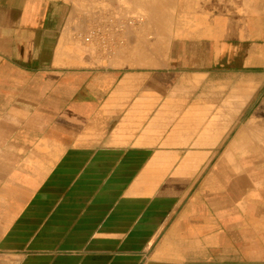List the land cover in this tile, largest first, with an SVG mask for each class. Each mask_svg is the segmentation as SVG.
I'll return each mask as SVG.
<instances>
[{
	"label": "crops",
	"instance_id": "crops-1",
	"mask_svg": "<svg viewBox=\"0 0 264 264\" xmlns=\"http://www.w3.org/2000/svg\"><path fill=\"white\" fill-rule=\"evenodd\" d=\"M263 125L264 0H0V264H264Z\"/></svg>",
	"mask_w": 264,
	"mask_h": 264
},
{
	"label": "rangeland",
	"instance_id": "rangeland-1",
	"mask_svg": "<svg viewBox=\"0 0 264 264\" xmlns=\"http://www.w3.org/2000/svg\"><path fill=\"white\" fill-rule=\"evenodd\" d=\"M110 13V14H109ZM100 14V12L99 13H96V12H90V13H88L87 14V19H89V21H92V20H95V19H99L100 21L102 20V23L103 22H105L107 19H109V18H116V19H120V20H125V21H133V22H135L136 24H135V26L134 27H130L131 29L132 28H136V27H138V26H140V25H142L144 22H145V17L144 16H142L143 14H135V15H129V16H126V15H124V14H120V13H116V12H113V11H111V10H105V11H102V15L100 16V17H98V15ZM95 24H91V26H89L88 27V31H87V35H89V33H90V31L93 29V28H95V26H94ZM130 28H128V29H130ZM83 42V44H84V46L86 47V48H90L91 50H94V51H98L99 49V47L97 46L98 45V42H97V40H95L92 44H88V43H86L84 40L82 41ZM109 47H111L112 48V50H110V49H108ZM121 47H124V46H121ZM108 48H104V50L105 51H111V52H113V50H115V47L114 46H108ZM262 139H261V141L259 140L258 142L259 143H261V147H262V154H261V152L259 151L260 149V146L258 145V154L255 152V150H254V144L252 145V150H251V155H248V157H247V159H248V163H255V162H257L258 160H260V157H263V162H264V125L262 126ZM252 131L254 132L255 131V129H252ZM261 133V132H260ZM253 143L255 142V141H252ZM256 153V154H255Z\"/></svg>",
	"mask_w": 264,
	"mask_h": 264
},
{
	"label": "built area",
	"instance_id": "built-area-1",
	"mask_svg": "<svg viewBox=\"0 0 264 264\" xmlns=\"http://www.w3.org/2000/svg\"><path fill=\"white\" fill-rule=\"evenodd\" d=\"M135 22L125 21L116 18H109L101 25L93 28L89 35L84 37V41L88 44H92L97 40L98 45L103 48L108 46H114L117 43V35L122 34L128 27H134ZM108 49L112 50L111 47Z\"/></svg>",
	"mask_w": 264,
	"mask_h": 264
},
{
	"label": "bare ground",
	"instance_id": "bare-ground-1",
	"mask_svg": "<svg viewBox=\"0 0 264 264\" xmlns=\"http://www.w3.org/2000/svg\"><path fill=\"white\" fill-rule=\"evenodd\" d=\"M187 1V0H186ZM171 4V3H170ZM186 4V3H185ZM169 5V4H168ZM159 12H161V11H159ZM110 14V13H109ZM164 15V14H163ZM165 18V17H164ZM167 18V17H166ZM169 18V17H168ZM101 25V24H100ZM127 30V29H126ZM87 33V32H86ZM84 34V33H83ZM84 36H87V35H84ZM83 40H84V38H83ZM115 46H116V44H115ZM62 48V47H61Z\"/></svg>",
	"mask_w": 264,
	"mask_h": 264
}]
</instances>
